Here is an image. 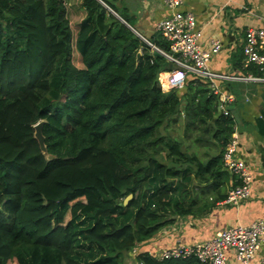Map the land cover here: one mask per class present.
<instances>
[{"label":"trees","instance_id":"1","mask_svg":"<svg viewBox=\"0 0 264 264\" xmlns=\"http://www.w3.org/2000/svg\"><path fill=\"white\" fill-rule=\"evenodd\" d=\"M242 59L240 47L233 67ZM173 67L100 0H0V264H127L178 217L225 199L233 117L199 78L163 89L157 76Z\"/></svg>","mask_w":264,"mask_h":264},{"label":"crops","instance_id":"2","mask_svg":"<svg viewBox=\"0 0 264 264\" xmlns=\"http://www.w3.org/2000/svg\"><path fill=\"white\" fill-rule=\"evenodd\" d=\"M106 1L129 16L134 22L133 26L126 22L129 27L148 41L158 38L156 23L172 11L162 0ZM100 2L104 7H109ZM179 9L195 16L196 25L202 32L199 43L203 49L208 47L213 38L221 41L220 51L208 63L211 72L255 74L245 69L248 63L244 57L242 68L233 67L231 56L242 46L246 28L264 26V0H183ZM257 69L259 73L260 67L257 66ZM214 83L220 99L225 95L233 98L228 108L237 130L236 155L244 161L252 176L249 197L237 207L219 202L200 214L178 217L174 223L131 249L125 256L127 264H140L136 255L142 251L155 255L161 249L179 243L192 244L210 239L223 228L248 225L256 219L264 220V83L225 79L215 80ZM230 187L229 181L225 193ZM226 254L229 264H238L232 251ZM262 254L261 248L256 258Z\"/></svg>","mask_w":264,"mask_h":264},{"label":"built area","instance_id":"3","mask_svg":"<svg viewBox=\"0 0 264 264\" xmlns=\"http://www.w3.org/2000/svg\"><path fill=\"white\" fill-rule=\"evenodd\" d=\"M162 2L172 11L169 16L156 23V31L168 44L169 51L157 48L133 31L153 49V52L163 55L174 64L171 70L158 75V83L163 89L182 88L187 77H196L209 83L216 94L215 80L264 83V26L246 28L241 46L244 60L248 64L260 67L259 73L248 75L213 73L208 68V63L220 51L221 41L213 38L208 47L203 49L199 43L202 32L196 25L195 16L189 11L179 9L183 0H162ZM232 101L230 95L219 98V110L224 115H231L228 104ZM237 146L238 136L234 125L223 150L222 161L229 174L234 177L235 184L229 188L227 196L221 201L222 204L234 207L249 197L252 182L248 167L236 155ZM261 248L263 254L256 258V253ZM227 251L234 253L238 264H264V220L256 219L248 225L223 228L210 239L192 244L179 243L163 248L153 256L159 260L193 256L201 264H229Z\"/></svg>","mask_w":264,"mask_h":264},{"label":"water","instance_id":"4","mask_svg":"<svg viewBox=\"0 0 264 264\" xmlns=\"http://www.w3.org/2000/svg\"><path fill=\"white\" fill-rule=\"evenodd\" d=\"M106 7V6H105ZM109 12H111L115 17H117L123 24H125L127 27H129V25L121 18L119 17V15L117 13H115L113 10H111L110 8L106 7ZM131 28V27H129ZM155 55H157V52H154ZM139 56V53L137 54V57ZM219 104V100L217 102ZM218 109H219V105H218ZM34 137L38 142V145L41 149V151L45 152V146L43 143V135L41 133V127H42V122H38L36 123L34 126ZM131 198V194L127 195L123 201L124 204L127 203V201Z\"/></svg>","mask_w":264,"mask_h":264},{"label":"rangeland","instance_id":"5","mask_svg":"<svg viewBox=\"0 0 264 264\" xmlns=\"http://www.w3.org/2000/svg\"><path fill=\"white\" fill-rule=\"evenodd\" d=\"M76 4V3H75ZM75 9H78V7H74ZM109 11V10H108ZM74 54L75 55H77V57H79V54H78V52L76 51V50H74ZM178 126H176L178 129H179V133H178V137L179 136H182V133H181V129H180V121L178 122V124H177ZM177 129V130H178ZM174 130H170V132L172 133V134H174V132H173ZM176 135V134H175ZM7 264H16V262L15 261H10V262H8Z\"/></svg>","mask_w":264,"mask_h":264},{"label":"clouds","instance_id":"6","mask_svg":"<svg viewBox=\"0 0 264 264\" xmlns=\"http://www.w3.org/2000/svg\"><path fill=\"white\" fill-rule=\"evenodd\" d=\"M109 8V7H108ZM132 31H133V29H132V27L130 28ZM134 32V31H133Z\"/></svg>","mask_w":264,"mask_h":264}]
</instances>
